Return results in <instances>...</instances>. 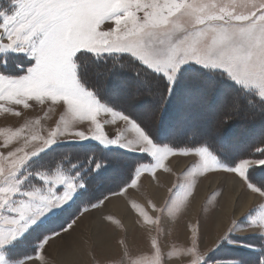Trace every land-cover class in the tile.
<instances>
[{
  "label": "snow or ice",
  "instance_id": "6c2138e0",
  "mask_svg": "<svg viewBox=\"0 0 264 264\" xmlns=\"http://www.w3.org/2000/svg\"><path fill=\"white\" fill-rule=\"evenodd\" d=\"M0 101L62 109L46 136L0 153V264H49L47 246L108 199L100 187L123 195L177 155L193 163L159 209L150 202L160 215L139 213L145 224L182 211L188 172L231 174L258 203L207 245L197 224L176 256L153 239L119 264H264V0H6ZM248 122L242 143L232 129Z\"/></svg>",
  "mask_w": 264,
  "mask_h": 264
},
{
  "label": "rangeland",
  "instance_id": "374dc122",
  "mask_svg": "<svg viewBox=\"0 0 264 264\" xmlns=\"http://www.w3.org/2000/svg\"><path fill=\"white\" fill-rule=\"evenodd\" d=\"M6 5V0H0V6H5ZM109 23L106 22L104 25L101 27L103 29H107L109 27ZM111 26V25H110ZM30 107L28 109H24L22 106H16V105H9L6 104L5 102L0 101V105H3V107H11L15 111L21 112L20 116H16L12 113H5L4 111H0V153L7 154L8 151H14L17 147H23L24 144V139L25 137H28L32 134V132H36L40 135L46 136L48 131H50L53 127L56 126V122L60 117L62 109L58 106H49L48 104L45 105H40L35 102H29ZM152 124L153 127L155 128L157 120L155 115L151 116ZM38 121V123H37ZM25 125H28V127H24ZM255 126L253 122H248V123H238L235 125L232 129V133L235 137H237L242 143L246 142L248 138L253 134V131L255 129ZM18 128H22L23 130L21 131L20 137L17 139H13L10 143L5 145L4 141L6 138V134L15 131ZM110 131L112 129H109ZM31 145H29L30 147ZM178 157L185 158L187 157V163L182 167V169L175 171L172 167H169L170 171L165 172V173H171L172 172V182L171 184L167 187L166 194L164 195L163 201H161L159 204H155L152 202L153 200L149 199V209H152L150 206L151 204H155L157 209H159L165 202V199L169 196V189L173 187L174 184L180 183L181 182V177L180 174L182 172H185V169L189 167L193 163L194 157L192 156H180L177 155ZM171 158V157H169ZM168 158V159H169ZM168 160L165 161L167 163ZM163 171L162 169H158L156 171ZM164 172V171H163ZM231 175L227 174L224 172H216L211 175H203V176H197L193 177L190 172L185 173L184 177L182 178V182L185 185H193L194 187L192 188L193 195L196 192L197 186L201 180L204 179H209L213 175ZM146 176L152 177L148 173H142L141 176L138 178L137 182V187H141L146 191V186L144 183V178ZM220 177V176H219ZM110 183V182H106ZM160 183L163 184L162 181ZM140 184V185H139ZM139 185V186H138ZM128 187L126 191L129 189H134L137 187ZM163 186V185H161ZM224 189L223 183H220L217 187H215L212 191L207 193L204 198L202 199L201 203L199 204L197 210H193V204H192V196L188 197V199L184 203V207L182 208V211L179 213H176L174 210V207L170 209L172 212V218L169 219L168 216L166 215L160 225H151V232H149V225L144 223V227L142 232L143 235L139 239H133L130 243L127 242V238H133V234H126L124 231L123 235L127 236L126 240L122 238L121 240L118 239L117 241L119 242L117 248L119 246L122 247L123 250H118L119 253L117 254H111L108 256H104L103 254H99L97 252L92 251L95 253L94 255L91 254V259H89V262L87 264H119L121 259L125 255V251L127 250L129 256L131 257H140V258H145L148 256L150 250H151V241L155 239L158 243V246L167 252H172L174 256L177 255L178 251L182 249L186 243L190 242V237H191V232L189 230V226L195 227L197 224H199L200 229L203 233V240L204 244L207 245L211 241V234L214 233V223L215 219L217 217V214H220L221 212V202L220 200L222 199L221 192ZM100 192L103 194L108 195V198L115 196V195H110L106 191V186L105 187H100ZM116 187L113 185V191H116ZM125 191V192H126ZM244 191V189H243ZM245 193V192H244ZM183 197V192L180 190H177L176 196L174 197V202L176 200H179ZM106 201V200H105ZM136 202L140 203L139 200H136L135 202H130L129 205L130 207L134 208L133 205H136ZM258 203V200L251 204L254 205ZM136 211H139L137 207ZM94 209H89L87 212H90ZM87 212H84L83 215ZM147 214L153 218L156 216L160 215L159 212H151V210L145 211ZM81 215L77 219V223L74 225V228L78 225V221L81 219L83 216ZM141 220V218H139ZM144 220L142 217L141 222ZM148 227V228H147ZM78 229V228H76ZM159 229V230H158ZM224 229V228H223ZM71 231V230H70ZM135 243H138V247H134L133 245ZM48 247V246H47ZM97 254H99L97 256ZM48 260L49 254H46ZM54 262L51 260L49 264H53ZM124 264H128L127 259L125 258Z\"/></svg>",
  "mask_w": 264,
  "mask_h": 264
},
{
  "label": "bare ground",
  "instance_id": "6f19581e",
  "mask_svg": "<svg viewBox=\"0 0 264 264\" xmlns=\"http://www.w3.org/2000/svg\"><path fill=\"white\" fill-rule=\"evenodd\" d=\"M187 160V157L175 156L169 158L166 164L177 171L182 169ZM143 181L147 193L139 184L140 187L129 189L123 195L112 196L99 208L85 213L78 221V225L67 234L53 240L46 251V254H49L48 256L51 258L49 263L52 260L53 264H87L92 257L90 253L95 254L92 251L104 256L117 254L118 250H123L121 246L116 247L119 244L117 240L122 238L126 240L127 237L123 235L124 231L128 235L133 234V238H127L128 243L133 239L141 238L142 230L146 227H144V220L141 222L142 216L139 213L148 210L153 212V209H149V199L153 200L152 202L156 205L163 201L167 187L172 182V172L159 171L155 174V179L146 176ZM220 183L224 185L220 200L222 203L221 212L215 219V232L211 234V240L223 230L234 214L238 216L242 209L257 201V198L252 194L244 193L241 184L232 175H213L209 179L199 182L196 192L192 196L194 211L197 210L204 196ZM136 200L140 201V203L136 202L139 211L129 205V201L135 202ZM105 216L113 217L114 220L120 222V225L117 226L111 221L104 220ZM148 229L151 232V226ZM133 246L136 248L139 244L135 243Z\"/></svg>",
  "mask_w": 264,
  "mask_h": 264
},
{
  "label": "crops",
  "instance_id": "0c3cea01",
  "mask_svg": "<svg viewBox=\"0 0 264 264\" xmlns=\"http://www.w3.org/2000/svg\"><path fill=\"white\" fill-rule=\"evenodd\" d=\"M108 23H109L108 25H109V27H110V25H111V22H108ZM111 26H112V25H111Z\"/></svg>",
  "mask_w": 264,
  "mask_h": 264
}]
</instances>
